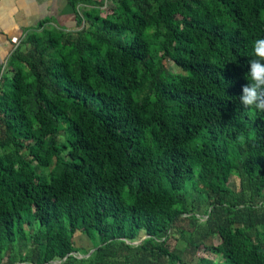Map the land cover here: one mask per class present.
<instances>
[{
  "label": "trees",
  "instance_id": "1",
  "mask_svg": "<svg viewBox=\"0 0 264 264\" xmlns=\"http://www.w3.org/2000/svg\"><path fill=\"white\" fill-rule=\"evenodd\" d=\"M67 3L0 73V264H264V0Z\"/></svg>",
  "mask_w": 264,
  "mask_h": 264
},
{
  "label": "crops",
  "instance_id": "2",
  "mask_svg": "<svg viewBox=\"0 0 264 264\" xmlns=\"http://www.w3.org/2000/svg\"><path fill=\"white\" fill-rule=\"evenodd\" d=\"M82 5L76 4L75 9H81ZM73 10L67 0H0V73L4 71L10 51L20 43L26 30L44 18L52 25L71 28ZM13 38L18 42H11Z\"/></svg>",
  "mask_w": 264,
  "mask_h": 264
},
{
  "label": "clouds",
  "instance_id": "3",
  "mask_svg": "<svg viewBox=\"0 0 264 264\" xmlns=\"http://www.w3.org/2000/svg\"><path fill=\"white\" fill-rule=\"evenodd\" d=\"M252 53L246 73L248 83L242 86L239 103L245 109L264 112V37L251 42Z\"/></svg>",
  "mask_w": 264,
  "mask_h": 264
},
{
  "label": "rangeland",
  "instance_id": "4",
  "mask_svg": "<svg viewBox=\"0 0 264 264\" xmlns=\"http://www.w3.org/2000/svg\"><path fill=\"white\" fill-rule=\"evenodd\" d=\"M104 4L106 5V4H109V3H108V1H105ZM78 10H80V9H78ZM80 12H81V10H80ZM75 24L76 23L74 21L73 24H72L73 27H71V28L74 29L75 28ZM15 43H16V39H15ZM20 45L24 46V44L23 45L20 44ZM176 70H177V68H176ZM227 185L229 187L233 188V189H236V187H237V178H236V175L234 173H231L229 175L228 181H227ZM212 240L213 239L210 238V239L207 240V242H209V241L211 242ZM72 242H73V247L74 248H82L83 250H86V251H89L91 249L90 242L79 231L74 232V234L72 235ZM170 243H171L172 246H175L177 248H181L183 246V243L181 241H170ZM77 257H79V255H77ZM20 264H24V263H20Z\"/></svg>",
  "mask_w": 264,
  "mask_h": 264
},
{
  "label": "built area",
  "instance_id": "5",
  "mask_svg": "<svg viewBox=\"0 0 264 264\" xmlns=\"http://www.w3.org/2000/svg\"><path fill=\"white\" fill-rule=\"evenodd\" d=\"M17 41H18V39H16V43H17ZM11 42L15 43V38H13Z\"/></svg>",
  "mask_w": 264,
  "mask_h": 264
}]
</instances>
